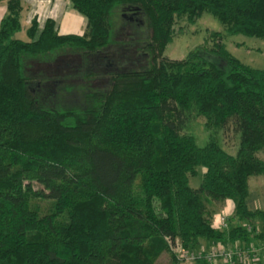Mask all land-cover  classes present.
Returning a JSON list of instances; mask_svg holds the SVG:
<instances>
[{
    "label": "trees",
    "instance_id": "16d2710c",
    "mask_svg": "<svg viewBox=\"0 0 264 264\" xmlns=\"http://www.w3.org/2000/svg\"><path fill=\"white\" fill-rule=\"evenodd\" d=\"M70 2L86 18L87 36L62 35L52 19L40 29L34 18L26 41L16 38L23 2L0 0L7 7L0 23V264H161L163 255L180 264L176 241L187 250L217 241L264 246V211L249 208V181L264 175L257 155L264 150V70L225 43L239 35L264 40V0ZM118 9L149 22V66L116 70L105 88L76 93L73 105L45 107L28 63L53 66L63 49L100 54L114 43ZM204 15L225 30L182 59L167 58L177 25ZM36 75L39 88H59L58 75ZM193 111L209 129L234 123L241 137L235 156L214 138L200 147L184 132ZM201 168L193 189L190 178ZM208 198L232 201L236 218L261 230L214 228Z\"/></svg>",
    "mask_w": 264,
    "mask_h": 264
},
{
    "label": "rangeland",
    "instance_id": "374dc122",
    "mask_svg": "<svg viewBox=\"0 0 264 264\" xmlns=\"http://www.w3.org/2000/svg\"><path fill=\"white\" fill-rule=\"evenodd\" d=\"M21 1L24 5L22 19L24 28L16 35V38L27 41L25 29L32 24V21L26 20L30 5L25 2L26 0ZM73 13L75 18L72 22L74 25L68 32L70 34L87 36L88 24L86 18L80 15L75 9ZM126 13L128 12H123V9H118L115 12L114 43L100 54L90 55L88 58H84L77 51L63 49L53 54L56 56V63L53 66L49 67L41 61L28 63L27 70L31 81L34 82L32 88H34V93L40 98L43 105L45 104V107L49 109L58 106H60L59 108H65L73 105L76 93H82L86 89H88L86 91L88 92L91 88H105L109 83L110 74L116 70L123 71L128 68H146L149 66L151 57L146 54L148 52H145V48L150 43L152 36V29L149 26V22L145 16L141 17L138 15L134 16L135 18L123 17ZM39 28L42 29L40 25ZM224 30L225 26L210 15H204L194 25L184 21L177 25L176 37L166 49L165 56L174 60L182 59L189 51L208 41L211 32H223ZM225 43L229 52L243 63L253 68L264 70V40L239 35L227 37ZM61 52L64 53L60 55ZM36 73H41V75L48 74V76L52 74L58 75L57 79H60L59 88L53 84H46L45 87L39 88L42 80L39 79ZM78 100L79 98L75 100V103H78ZM184 132L192 135L200 147H204L214 138L220 147L230 155L235 156L239 150L241 137L234 123H229L225 129L220 131L209 129L206 126L205 119L193 111L189 116ZM257 155L264 161V150ZM204 173L205 170L201 168L199 169L198 177L190 178V185L193 189L200 187ZM249 192L250 210L264 211V175L254 176L250 179ZM206 212L207 218L213 225H216L215 220L219 217H226L229 225L228 229H232L237 225L248 229H255L256 231L262 228V224L256 223L257 225H254L248 221H240L236 218L234 204L230 200L216 201L208 198ZM258 242L261 243L263 241L260 240ZM206 245V242H203L201 246ZM262 260L260 264H264V253ZM168 261V257L165 255L159 260L161 264H167Z\"/></svg>",
    "mask_w": 264,
    "mask_h": 264
},
{
    "label": "built area",
    "instance_id": "2783aa9c",
    "mask_svg": "<svg viewBox=\"0 0 264 264\" xmlns=\"http://www.w3.org/2000/svg\"><path fill=\"white\" fill-rule=\"evenodd\" d=\"M214 228L227 230L226 217L215 220ZM180 264H260V253L264 250L255 245H245L240 241L234 243L214 242L210 246H200L195 250H187L179 241L172 246Z\"/></svg>",
    "mask_w": 264,
    "mask_h": 264
},
{
    "label": "crops",
    "instance_id": "0c3cea01",
    "mask_svg": "<svg viewBox=\"0 0 264 264\" xmlns=\"http://www.w3.org/2000/svg\"><path fill=\"white\" fill-rule=\"evenodd\" d=\"M25 2L30 5L27 21L31 22L34 18H37L40 27L43 28L46 21L52 19L55 21L60 34H70L68 30L73 27L72 21L75 18L74 8L70 0H26ZM6 12V5L0 4V23Z\"/></svg>",
    "mask_w": 264,
    "mask_h": 264
}]
</instances>
